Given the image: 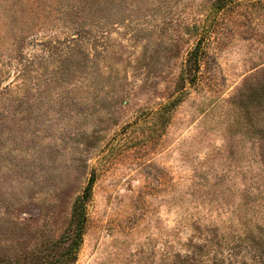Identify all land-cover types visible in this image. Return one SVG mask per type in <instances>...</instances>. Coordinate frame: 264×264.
Masks as SVG:
<instances>
[{
	"label": "rangeland",
	"instance_id": "obj_1",
	"mask_svg": "<svg viewBox=\"0 0 264 264\" xmlns=\"http://www.w3.org/2000/svg\"><path fill=\"white\" fill-rule=\"evenodd\" d=\"M0 264H264V0H0Z\"/></svg>",
	"mask_w": 264,
	"mask_h": 264
},
{
	"label": "trees",
	"instance_id": "obj_2",
	"mask_svg": "<svg viewBox=\"0 0 264 264\" xmlns=\"http://www.w3.org/2000/svg\"><path fill=\"white\" fill-rule=\"evenodd\" d=\"M193 55H194V56H198V58L201 56V54L199 55V53H198L197 51H195V50H194V51L192 52V54L190 55V58H191ZM200 58H201V57H200ZM200 58H199V59H200ZM200 61H201V60H200ZM86 193H87V192H86ZM86 193H85V194H86ZM85 194H84V195H85Z\"/></svg>",
	"mask_w": 264,
	"mask_h": 264
}]
</instances>
